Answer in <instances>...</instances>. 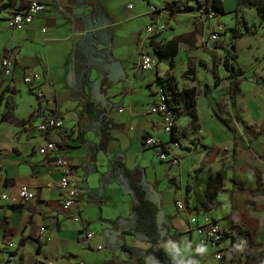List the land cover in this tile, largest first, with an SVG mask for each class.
Segmentation results:
<instances>
[{
	"label": "crops",
	"instance_id": "crops-1",
	"mask_svg": "<svg viewBox=\"0 0 264 264\" xmlns=\"http://www.w3.org/2000/svg\"><path fill=\"white\" fill-rule=\"evenodd\" d=\"M169 1L137 0L130 10L128 0H40L45 10L17 31L8 21L24 1L0 0L11 4L0 13V51L14 67L11 76L0 69V264H138L136 258L145 264V257L155 258L148 236L136 230V197L125 169L158 208L160 264H173L164 249L169 240L181 247L183 258L199 264H246V249H264V19L258 12L264 0H222L226 14L220 21L242 34L234 40L225 31L219 41L237 45L244 74L233 96L223 66L215 85L214 58L225 56L209 40L215 21L196 16L195 0L177 11L170 7L176 1ZM151 6L158 12L151 13ZM156 21L167 30L146 38ZM171 40L180 42L176 57L159 60L151 71L139 67L142 52L158 58L156 49ZM32 73L42 80L26 85L24 77ZM169 78L191 96L180 98L177 142L164 131L163 116L148 113ZM35 88L56 99L53 112L64 120L62 129L37 130L45 111ZM103 122L110 139L107 151L98 152ZM149 135L162 140L178 165L143 147ZM51 139L64 145L75 165L71 179L83 187L70 210L62 205L60 173L39 153ZM151 150L156 159L146 158ZM22 188L35 197L22 201ZM76 215L81 222L72 219ZM205 217L226 232L221 260L210 245L203 256L195 253ZM235 227L249 231L251 239L233 246ZM42 232L48 241L39 240ZM7 241L18 245L13 254L3 249Z\"/></svg>",
	"mask_w": 264,
	"mask_h": 264
},
{
	"label": "built area",
	"instance_id": "built-area-1",
	"mask_svg": "<svg viewBox=\"0 0 264 264\" xmlns=\"http://www.w3.org/2000/svg\"><path fill=\"white\" fill-rule=\"evenodd\" d=\"M25 7L22 10L13 13L8 21L10 29L23 31L26 30L34 21V18L43 12L46 8L40 0H23ZM137 0H128V9L132 10L135 7ZM158 9L151 6V13L155 14ZM196 16L214 20L212 32L210 33L209 40L213 43H217L221 40L222 34L226 31V26L220 21V17L216 15V12L209 6H200L196 11ZM167 30L165 23L156 21L151 23L145 30V37L150 38L157 33H162ZM139 67L145 71L153 70L159 63V58L147 53L142 52L139 57ZM0 69L5 76H11L13 74V63L11 59L0 51ZM42 76L39 73L27 74L24 77V83L26 85H33L40 83ZM35 93L38 100L44 105V113L40 116V122L37 125V130L41 133H49L55 130L62 129L64 127V120L54 114V108L56 106V99L52 96H47L41 89L35 88ZM180 108L176 105L173 100L170 91L168 90L167 84L161 82L158 89L157 100L153 106L148 109L149 114L162 115L165 121L164 131L168 135H173L174 128L176 127L178 112ZM176 134V133H175ZM145 149H157V156L160 161L170 164L171 166L178 165L179 159L171 157L168 154L167 148L165 147L162 140L157 136H146L142 143ZM39 153L51 162L55 170H57L61 179L59 181L61 189L64 191L62 199L63 208L70 210L77 205L78 200L83 191V187L80 183L73 182L71 177L75 173L74 163L64 155L62 146L59 141L51 139L47 142L46 146L39 149ZM19 196L22 201H28L35 197L33 192L28 188H22L19 192ZM7 196H3L6 199ZM178 209H184L183 201L179 200L176 203ZM72 219L76 222H81V218L76 215ZM196 220L194 219L193 222ZM198 235L200 237V243L204 245H210L216 250L215 257L218 260L223 258L222 243L226 237V232L218 224L213 222L210 217H205L204 222L197 228ZM95 233L90 230L87 232L88 239L94 238ZM48 241L43 232L39 236V240ZM3 249L10 254H13L18 250L16 242L7 241ZM76 264H86L85 261H78Z\"/></svg>",
	"mask_w": 264,
	"mask_h": 264
},
{
	"label": "trees",
	"instance_id": "trees-1",
	"mask_svg": "<svg viewBox=\"0 0 264 264\" xmlns=\"http://www.w3.org/2000/svg\"><path fill=\"white\" fill-rule=\"evenodd\" d=\"M193 1V0H183V1H176L170 5L172 10H182L187 6V3ZM197 1L196 11L198 7L200 6H206L210 7L216 12V15L218 17H222L226 14L224 4L222 0H195ZM10 3H4L0 5V13L10 7ZM259 14L264 19V8L258 9ZM226 32H231L234 40H237L242 36V34L239 33L237 27L233 28H226ZM245 33H251V30L247 27H245ZM179 44L180 42L178 40H171L169 41L165 46L162 48L156 49V53L158 55V58L160 61L166 60V59H173L177 56L179 53ZM216 48H221L225 50V56L222 59L214 58L213 61V76L215 79V85L219 86L221 84L222 78L220 76L219 68L220 66H223L227 72H230L229 80H230V87H229V93L233 96L236 93L240 91V84L241 81L239 79L240 76H242L244 73L242 69L239 67L237 60H238V49L235 42L231 43L230 45H227L225 43H216ZM88 73H86V77H88ZM167 84L168 90L171 93L172 100L176 105H179L180 98L183 94H186L187 97H191L189 91H182L178 92L174 79L169 78L164 81ZM194 102V101H193ZM194 106V103L191 104V107ZM84 110L86 112H89L90 108L85 106ZM181 111L178 112L180 116ZM178 116V117H179ZM102 128L100 129V136H101V147L98 148L96 151H107L106 146L107 142L110 139L109 136V129L106 126L107 123H102ZM110 127V126H109ZM176 133V127L174 128V133L172 135L173 141L177 142V137L175 135ZM64 146V145H61ZM96 161V158L94 159ZM126 173L128 172L130 175V180L133 185H131L133 194L136 197V206H135V213H136V230L139 232H143L146 234L149 238L150 243L153 245V248L150 250L155 258L160 261L161 263V255L162 253L157 249V245L159 241L161 240V234L158 227V208L155 206L152 202L147 200L146 192L143 191L138 185H136V181L133 178L134 172L129 171L128 169H125ZM137 236V234H134ZM251 239V233L245 229H242L240 227H235V234L232 236V245H241L244 241ZM124 251L131 257V259L134 258V253H132L131 250H129L126 246L123 247ZM246 257V264H262L264 263V249H259L256 247H250L246 249L245 252ZM135 262L138 264H141L143 261L140 258H136Z\"/></svg>",
	"mask_w": 264,
	"mask_h": 264
},
{
	"label": "clouds",
	"instance_id": "clouds-1",
	"mask_svg": "<svg viewBox=\"0 0 264 264\" xmlns=\"http://www.w3.org/2000/svg\"><path fill=\"white\" fill-rule=\"evenodd\" d=\"M187 247L191 248V245L189 244L187 245ZM164 249L170 254L173 264H199L198 260H186L185 258H183V256L181 255V247L178 246L177 242H174L172 240L167 241L164 244ZM207 251L208 249L203 243L197 245V247L195 248V253L199 254L200 256H203ZM145 264H160V262L152 256H147L145 257Z\"/></svg>",
	"mask_w": 264,
	"mask_h": 264
},
{
	"label": "rangeland",
	"instance_id": "rangeland-1",
	"mask_svg": "<svg viewBox=\"0 0 264 264\" xmlns=\"http://www.w3.org/2000/svg\"><path fill=\"white\" fill-rule=\"evenodd\" d=\"M154 1H155V3H158L160 0H154ZM174 1H179V0H170L169 2L172 3V2H174ZM135 5H136V4H135ZM139 8H140V9H144V7L141 6V5L139 6ZM139 8H138V9H139ZM142 20H143V19H138V20H137V25H138V26H141V25L144 23V21H142ZM141 23H142V24H141ZM224 25H225V24H224ZM225 26H226V25H225ZM151 151H153V152H151ZM151 151L147 152V154H146V158H148V159H150V158H151V159H156V156H155V154H154V153H155L154 150H151ZM128 240L130 241L131 238L128 237Z\"/></svg>",
	"mask_w": 264,
	"mask_h": 264
}]
</instances>
